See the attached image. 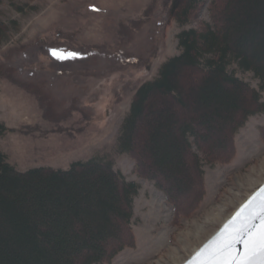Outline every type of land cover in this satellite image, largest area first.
Instances as JSON below:
<instances>
[{"label":"trees","instance_id":"obj_1","mask_svg":"<svg viewBox=\"0 0 264 264\" xmlns=\"http://www.w3.org/2000/svg\"><path fill=\"white\" fill-rule=\"evenodd\" d=\"M203 3L168 1L165 14L180 28L179 52L135 87L114 143L116 153L134 157L137 173L153 180L179 216L198 206L204 164L230 160L233 135L249 117L264 114V0H210L208 21L191 26ZM10 23L15 27V21ZM4 24L0 20V46L9 38ZM237 70L251 73L257 87ZM44 83L28 89L43 115L56 123L68 109ZM183 111L185 118L176 115ZM138 130L143 155L135 152ZM225 130L219 150L205 145L211 132ZM4 131L0 123V135ZM190 172L194 179L187 176ZM184 179V191L194 188L188 202L180 200ZM138 189L107 152L73 159L64 167L19 170L0 149V264L110 262L134 244L131 220Z\"/></svg>","mask_w":264,"mask_h":264},{"label":"rangeland","instance_id":"obj_2","mask_svg":"<svg viewBox=\"0 0 264 264\" xmlns=\"http://www.w3.org/2000/svg\"><path fill=\"white\" fill-rule=\"evenodd\" d=\"M168 1L13 0L22 7L18 11L0 0V20L10 29L0 46V123L5 127L0 149L8 160L19 170L64 167L107 152L115 168L139 184L131 220L134 244L102 264H181L264 181V114L249 117L233 135L230 160L204 164L203 194L185 216L176 215L153 180L137 173L133 156L114 151L135 87L179 52L180 28L165 14ZM209 2L204 0L191 26L208 21ZM236 74L257 87L251 73ZM42 82L68 109L56 123L43 115L28 89ZM184 113L176 115L185 118ZM225 132H211L205 145L219 150ZM138 135L135 152L143 155V132ZM187 176L194 179L191 172ZM184 181L180 200L188 202L194 188L184 191Z\"/></svg>","mask_w":264,"mask_h":264},{"label":"water","instance_id":"obj_3","mask_svg":"<svg viewBox=\"0 0 264 264\" xmlns=\"http://www.w3.org/2000/svg\"><path fill=\"white\" fill-rule=\"evenodd\" d=\"M264 203V181L254 189L237 208L222 222V224L207 238L193 253L181 264H223L215 255V250L231 242V253L239 259L244 254V243L247 236L241 235L239 241L233 240V234L241 226L249 214H256V218L251 220L253 226L251 231L255 232L264 223V210L261 204Z\"/></svg>","mask_w":264,"mask_h":264},{"label":"snow or ice","instance_id":"obj_4","mask_svg":"<svg viewBox=\"0 0 264 264\" xmlns=\"http://www.w3.org/2000/svg\"><path fill=\"white\" fill-rule=\"evenodd\" d=\"M57 59L63 57L52 53ZM73 55L74 54H70ZM261 210H264V203L261 204ZM256 218V214H249L241 226L235 230L233 240L239 241L241 235L247 236L244 243V254L237 259L231 253V242H226L215 250L214 255L223 262V264H264V223L255 232L251 231L253 226L250 221Z\"/></svg>","mask_w":264,"mask_h":264}]
</instances>
